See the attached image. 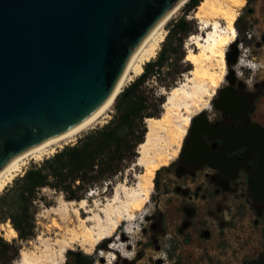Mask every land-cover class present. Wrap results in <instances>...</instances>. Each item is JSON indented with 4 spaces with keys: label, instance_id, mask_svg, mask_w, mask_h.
<instances>
[{
    "label": "water",
    "instance_id": "1",
    "mask_svg": "<svg viewBox=\"0 0 264 264\" xmlns=\"http://www.w3.org/2000/svg\"><path fill=\"white\" fill-rule=\"evenodd\" d=\"M182 1L0 0V172L102 108L134 54ZM259 145L249 184L264 204V137ZM246 264H264V253Z\"/></svg>",
    "mask_w": 264,
    "mask_h": 264
},
{
    "label": "bare ground",
    "instance_id": "2",
    "mask_svg": "<svg viewBox=\"0 0 264 264\" xmlns=\"http://www.w3.org/2000/svg\"><path fill=\"white\" fill-rule=\"evenodd\" d=\"M188 1L183 0L141 45L128 64L117 89L102 108L80 126L24 153L0 172V193L23 172L31 159L42 160L45 156L53 155L59 148L76 141L83 131L101 122V118L105 119L102 121H107L106 113L114 104L118 94L144 72L147 62L157 56L167 35L166 24ZM246 2L247 0L200 1L194 12L200 32L193 34L189 39L185 56V60L194 65L189 71V80L193 83L192 90L188 91L187 87L179 84L170 92L172 100L179 96L195 95L196 103H198L201 101L199 99L205 96L208 99L202 102L200 112L207 108L210 99L216 95L228 74L227 52L237 40L236 21ZM191 45H195L196 49ZM167 117L146 119L148 131L145 141L139 146L140 156L136 162L137 165L144 167V170L136 174L135 182L130 184L128 180H125L116 185L112 197L107 202H95L96 208H88L87 198L78 200L76 204L74 200L70 201L71 204H75L74 212L79 219V225L76 227L70 228L69 223L63 224L70 221L67 208L54 210L56 217L53 219V225L59 230L56 235L61 234V236L55 240L46 239L42 248L22 252L19 264H64L67 250L72 249L75 244L80 245L85 253L91 254L110 238L113 239L109 244L110 250L102 251L103 254H101L106 262L114 263L118 252L124 259H132V256L128 254L132 248V244L128 242L129 234L135 232L140 215L145 212L146 206L151 201L156 173L163 167L169 166L179 156L182 144L196 116L188 114L183 118L181 128L172 130L173 128L170 127L171 130L167 136L163 137L157 126L158 123L168 122ZM84 211L89 215L84 217ZM4 227L6 229L4 235L8 239L18 235L11 222H7ZM121 227L124 229L119 233Z\"/></svg>",
    "mask_w": 264,
    "mask_h": 264
},
{
    "label": "flooded vegetation",
    "instance_id": "3",
    "mask_svg": "<svg viewBox=\"0 0 264 264\" xmlns=\"http://www.w3.org/2000/svg\"><path fill=\"white\" fill-rule=\"evenodd\" d=\"M245 7L254 18L238 22L237 49L229 48L231 63L225 82L212 108L196 116L179 156L161 172L151 197L156 211L152 219L159 218L161 223L168 214L177 237L211 242L212 250L222 237L228 240L235 234L249 208L264 232V204L254 201L249 184L252 175L258 174L259 144L264 137V60H253L254 52L264 49V31L256 28L264 26V0H247ZM241 23L252 28L249 35ZM244 44L252 47L247 60L241 57ZM162 259L158 264L164 263ZM118 264L136 262L122 258Z\"/></svg>",
    "mask_w": 264,
    "mask_h": 264
},
{
    "label": "rangeland",
    "instance_id": "4",
    "mask_svg": "<svg viewBox=\"0 0 264 264\" xmlns=\"http://www.w3.org/2000/svg\"><path fill=\"white\" fill-rule=\"evenodd\" d=\"M196 9L197 7L189 8L187 2L172 17V19L169 20L165 26L167 30L166 38L162 42L158 54L154 59H157L159 52L163 49L165 43L170 48L179 44L180 35L175 34L173 30L175 29V24L180 19L186 20L192 28V31L184 38L183 41V49L187 53V44L189 39L193 34H198L200 32L198 20L194 18V12ZM248 17H251L252 19L254 18L248 14L247 7L244 6L240 10L239 19L236 21L238 34L240 33L238 22L242 18L248 19ZM240 26L245 34L249 35V32L252 28H250L247 23H241ZM256 28L259 31H264V26ZM191 46L196 49L195 45ZM251 51L252 47L244 44V46L241 48V57L247 60V55ZM254 57L255 58L253 60L255 62H259L262 59L264 60V49L255 51ZM176 58V53H173L168 65L164 69L165 73H163L160 77L153 76L145 83L148 88L153 90V110L158 113L157 117L164 118L165 116H169L167 117V119H169V123H158L157 126L160 135L162 134L163 137L167 136L171 128H173L172 130L181 128L183 126V118L188 114H192L194 117L197 116L202 108V102L208 99V97L204 96L203 99H199L201 101L198 100V103H196L197 99L195 98V95L192 96L193 98L179 96L173 100L171 99L172 97L170 92L173 87L180 84L187 87L188 91H191L193 86V83H191L189 80V71L194 67V65L191 64L189 70L183 71V67L176 63ZM213 98L214 97L210 99L205 110H210L212 108ZM193 100L195 102L194 104ZM115 112L116 109L114 102L112 107L106 113L108 115L106 122L102 121L105 120L104 118H101V122L83 131L76 141L69 144L77 143L80 138H82L91 130L108 123L113 118ZM172 147L176 148L175 145H172ZM62 148H59L58 150ZM50 156L52 155L45 156L42 160L31 159L28 165L24 168L23 172H21L16 178L23 175L31 165L39 164ZM165 168H168V166L157 171L154 178V189L157 186V180L161 175V172ZM143 170L144 167L137 165L136 163H132L131 166L124 168L123 171L119 172L110 180L93 185L88 189L85 195V198H87L89 204L88 208H96L95 202L97 201L107 202V200L112 197L116 185L124 182L125 180H128L129 183L132 184L135 182L136 174L142 172ZM15 179L0 194L5 192L7 188L11 187L14 184ZM70 201L73 200L67 199L66 193L61 190L51 187L42 188L38 193L39 210L36 214V235L28 240L20 239L19 235L8 239L4 235L6 232L4 226H6V223L10 221H5L0 224V234L9 242H15L20 246V255L12 264H19L22 252L42 248L46 239L51 238L52 240H55L57 237L61 236V234L58 236L56 235L57 231L59 232V230L53 225V219L56 217V211L54 210L58 208H67V216L70 221L67 223L64 222L63 224L66 225L69 223L70 228L79 225V219L74 212V205L78 200H74L75 204H71ZM144 211L145 212L140 215L141 217H139V220L136 223L137 227L135 228V232L129 234L128 242L132 244V248L128 253L130 256H132V259H128L130 262H136V264H158V261L163 258V264H246L248 262L257 260L264 253V232L262 223L260 225H256L254 223V219L257 217V215L252 209L250 210V208L244 213V218H241V222L237 225V230L234 232L235 234L231 237H228V240L222 237L219 245L215 247L214 250L209 247L210 245L213 246L211 242L198 243L196 241H186L184 238L177 237L175 234L174 223L171 221V216L168 214L165 215V218L161 223H159V218L153 217L152 219L151 214L156 212L154 209L153 200L148 203ZM88 215L89 213L84 211L83 216L86 217ZM154 224H157L158 227L154 228ZM123 229L124 227H121L119 233ZM108 240V245L104 244L107 241L106 240L91 254L85 253L81 249L80 245L75 244L72 249L67 250L64 264H75L74 258L76 252H80L81 254L87 256L88 259L92 261L91 264H110L106 262V259L102 258L101 256V254H103L102 251L108 252L110 250L109 244L113 239L110 238ZM174 241H176V243H173ZM122 258L124 257L118 252L117 259L111 264H118L119 260Z\"/></svg>",
    "mask_w": 264,
    "mask_h": 264
},
{
    "label": "trees",
    "instance_id": "5",
    "mask_svg": "<svg viewBox=\"0 0 264 264\" xmlns=\"http://www.w3.org/2000/svg\"><path fill=\"white\" fill-rule=\"evenodd\" d=\"M200 1L189 0V8L199 5ZM173 31L180 35L179 44L170 48L165 43L157 59L147 62L144 72L118 94L116 112L108 123L91 130L77 143L64 146L43 162L31 165L0 194V224L10 221L20 239H31L36 235L38 193L42 188L61 190L67 199L81 200L93 185L110 180L137 162L139 146L148 131L146 119L158 116L153 110V90L145 83L149 78L165 73L173 53L183 71L189 70L192 64L185 60L183 49L184 38L192 31L191 26L180 19ZM19 255L20 246L0 234V264H12ZM74 263L91 264L92 261L76 252Z\"/></svg>",
    "mask_w": 264,
    "mask_h": 264
}]
</instances>
